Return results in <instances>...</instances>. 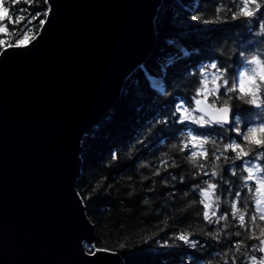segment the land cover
I'll return each instance as SVG.
<instances>
[{
  "label": "trees",
  "instance_id": "trees-1",
  "mask_svg": "<svg viewBox=\"0 0 264 264\" xmlns=\"http://www.w3.org/2000/svg\"><path fill=\"white\" fill-rule=\"evenodd\" d=\"M4 3L13 20L18 15L25 17L15 24L6 16L0 20L9 30L7 34L0 32V40L9 44L27 30L30 15L47 10L44 0H31L30 5L28 0ZM229 3L230 0H162L153 22L155 43L149 55L125 80L118 99L102 121L82 139L75 190L92 225L94 247L117 253L123 264H230L233 255L248 264L247 257L235 252L233 242L243 240L244 247L258 244L247 238L251 232L241 237L234 235L245 229L238 228V219L232 218L230 204L226 203L233 197L223 180L238 187L236 178L227 175L230 165L221 159L217 163L223 179L211 177L212 145H206L209 160L197 161L209 165L203 170L209 175L204 176L187 159L195 149H180L189 127L206 130L189 122L176 123L172 116L177 104L192 99L194 86L202 79L201 68H209L215 62L234 73L241 68V50L264 49V33L257 35L259 28L255 23L247 24V18L231 20L230 14L222 13L219 23L192 19H214L216 6L226 9ZM40 19L44 16L28 25L29 35L38 31ZM153 81L160 87L154 86ZM235 103L239 107L234 111L242 116L250 117L256 111L241 101ZM213 135L222 147L235 133L221 132L217 127ZM205 180L218 183L216 195L221 200L217 215L228 212V221L208 224L203 219L202 205L193 204L199 199L193 186L206 187ZM246 192L242 190V194ZM257 225L259 235V226H264V222L258 220ZM209 232L218 233L217 238L213 239ZM180 233L197 241L196 246L175 239ZM165 241L167 246H163Z\"/></svg>",
  "mask_w": 264,
  "mask_h": 264
},
{
  "label": "water",
  "instance_id": "water-1",
  "mask_svg": "<svg viewBox=\"0 0 264 264\" xmlns=\"http://www.w3.org/2000/svg\"><path fill=\"white\" fill-rule=\"evenodd\" d=\"M161 1L48 0L36 39L0 50V264H123L88 247L81 142L153 48Z\"/></svg>",
  "mask_w": 264,
  "mask_h": 264
},
{
  "label": "snow or ice",
  "instance_id": "snow-or-ice-1",
  "mask_svg": "<svg viewBox=\"0 0 264 264\" xmlns=\"http://www.w3.org/2000/svg\"><path fill=\"white\" fill-rule=\"evenodd\" d=\"M28 2L30 5L31 0ZM44 3L47 4L48 0H44ZM262 9H264V0H230L226 9L219 4L216 6L214 19L209 20L202 16H193L192 19L201 20L206 24L219 23L221 14L227 13L230 14L231 20L247 18V24L255 23L260 30L257 35H260L264 33V11ZM0 12L4 13L6 18L14 24L25 20L23 15H18L13 20L12 15L9 14L10 9L5 5L4 0H0ZM40 15L46 18L48 11L30 15L27 18V25H25L27 30L22 32L21 37L14 44L0 40V47L5 51L9 47H27L39 34L36 32L29 35L31 28L28 25H31L33 20L38 19ZM45 22L44 19L39 20L41 28ZM8 31L7 26L0 23V32L7 34ZM239 56L241 68L234 73H229L228 67L220 66L215 62L211 63L209 68H201L202 79L194 86L192 99L190 101L182 100L177 104L172 116L175 117L176 123L184 124L187 121L206 130L197 131L189 127L183 147L180 149L181 151L189 148L195 149L190 151L187 159L193 166H198L204 176L209 175L208 171H203L209 165L197 164V161L198 158L209 160L210 152L205 147L206 145H212L211 177L220 176L223 179L221 166L217 163L221 159L225 164L230 165L226 170L227 175L236 178L238 187H233L234 182L223 180V183L227 185V192L233 197L230 202L226 203L230 204L232 218L238 219V228L245 229L244 233L237 230L234 235L241 237L251 232L252 235L247 238L258 241V244L254 243L244 247L243 240H236L232 247L236 253H242L247 257L248 264H264V256L256 255V253H264V226H259V235H256L257 221L264 222V49L255 52L241 50ZM153 85L160 87L157 81H153ZM222 89L223 91H221ZM236 101L251 105L256 111L252 112V109H249L248 111L252 112V115L250 117L242 116L234 111L239 107L235 103ZM217 127L221 132L235 133V136L230 135L227 138V142L223 143L222 147L213 135ZM228 153L234 155H228ZM236 161L241 163L237 164ZM203 184L206 187L200 184L193 186V191L198 192L199 197L198 201L193 200V204L202 205L204 221H207L208 224L228 221V212L217 215L220 210L218 201L221 200V196L216 195L218 183L205 180ZM243 189L247 190L246 194H242ZM241 207L244 209L243 211H241ZM246 216L248 217L247 222ZM208 235L216 239L218 233L209 232ZM175 239L183 241L185 244L190 243L193 247L198 243L190 241L187 233L177 234ZM163 246H167V241ZM88 247L94 248V245ZM96 251H100V249ZM96 251H91L89 254L95 255ZM227 255L228 253H225V256ZM238 260L239 264H246L245 260L235 255H233L230 264H237ZM225 264L228 262L226 261Z\"/></svg>",
  "mask_w": 264,
  "mask_h": 264
},
{
  "label": "rangeland",
  "instance_id": "rangeland-1",
  "mask_svg": "<svg viewBox=\"0 0 264 264\" xmlns=\"http://www.w3.org/2000/svg\"><path fill=\"white\" fill-rule=\"evenodd\" d=\"M5 17V14L0 12V20H2ZM210 100L212 99L211 97L209 98ZM187 122V121H186ZM190 123V122H189ZM191 124V123H190ZM195 125V124H194Z\"/></svg>",
  "mask_w": 264,
  "mask_h": 264
}]
</instances>
